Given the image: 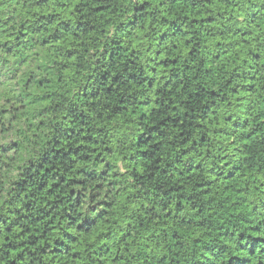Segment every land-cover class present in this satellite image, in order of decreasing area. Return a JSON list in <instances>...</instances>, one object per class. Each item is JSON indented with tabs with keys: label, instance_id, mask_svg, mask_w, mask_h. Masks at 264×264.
<instances>
[{
	"label": "trees",
	"instance_id": "trees-1",
	"mask_svg": "<svg viewBox=\"0 0 264 264\" xmlns=\"http://www.w3.org/2000/svg\"><path fill=\"white\" fill-rule=\"evenodd\" d=\"M0 264H264V0H0Z\"/></svg>",
	"mask_w": 264,
	"mask_h": 264
}]
</instances>
